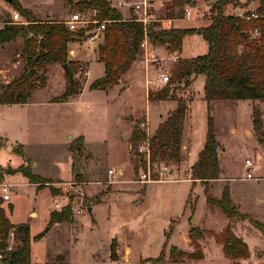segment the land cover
Listing matches in <instances>:
<instances>
[{
	"label": "rangeland",
	"instance_id": "1",
	"mask_svg": "<svg viewBox=\"0 0 264 264\" xmlns=\"http://www.w3.org/2000/svg\"><path fill=\"white\" fill-rule=\"evenodd\" d=\"M21 1L33 7L30 11L38 19L62 23L79 11L75 4L88 0H70L72 4L68 0ZM218 1L192 0L183 6L180 4L184 0H153L151 18L163 26L168 8L179 4L175 14H183L185 19L179 23L203 28L204 19ZM259 3L260 0H236L225 13L236 15L247 4ZM13 4L0 0V20L5 26H28ZM187 7L190 18L184 15ZM76 42L86 43V38L70 42L68 55L69 61L80 66L77 78L83 90L65 102L58 101L67 82L64 64L47 65L45 70L29 68L21 57V38L0 43V88L28 74L40 85L28 104L0 105V203L14 226L9 246L13 250L21 246L25 235L22 226H26L32 238V264H264V236L251 223L264 225V150L252 128L253 102L220 101L209 106L204 99V76L195 79L190 96L189 88L182 83L171 85L176 63L169 60L167 50L153 52L151 47L142 53L138 64L129 71L128 81L123 80L118 90L91 91L90 85L104 66L94 61L93 54L73 57ZM206 51L203 37L194 34L184 42L182 57L204 55ZM84 62L90 66L89 77L87 67L81 66ZM163 74L170 78L166 84L161 82ZM146 81L150 82V92L171 86L177 88L179 97L187 101L190 97L180 164L147 163L145 168L140 163L144 158L140 150L145 145L139 147L141 156L131 147L135 128L149 136L148 131L152 133L174 105L150 103ZM260 105L264 108V104ZM209 116L219 142V179L196 185L189 181L139 182L143 173H150L153 181L190 180L191 165L198 161L206 144ZM77 154L79 176L75 175ZM247 160L253 162L251 168H246ZM165 166L168 171L160 176ZM19 168L30 169L43 182L30 183L17 172ZM248 172L253 180L244 179ZM3 184L9 185L8 201L2 196ZM225 188L236 211L248 219L231 220L220 208L207 203L208 195L221 199ZM56 204L61 209L70 205L72 219L47 230L50 214L61 211L55 209ZM77 210L83 214H77ZM227 228L247 245L248 258L226 255L223 235ZM173 253L186 256L171 263Z\"/></svg>",
	"mask_w": 264,
	"mask_h": 264
},
{
	"label": "trees",
	"instance_id": "2",
	"mask_svg": "<svg viewBox=\"0 0 264 264\" xmlns=\"http://www.w3.org/2000/svg\"><path fill=\"white\" fill-rule=\"evenodd\" d=\"M232 2L236 0H219L211 7V12L206 17L209 25L198 29H165L154 20L145 25L133 17L125 19L119 10L111 6L109 0H88L75 4L74 6L79 7L80 12L95 11V20L106 21L103 41L98 46L99 61L104 64L105 72L103 77L90 85V90L107 92L123 82L125 75L144 52L142 44L145 40H148L153 47L166 46L171 52H175L181 51L187 36L198 34L208 45L207 54L192 59H179L171 72V85L182 83L184 88L188 89L195 78L204 76V99L209 106L215 101L253 102V129L259 145L264 150V108L260 105L264 104V0H260V7L256 10L261 18L252 21L227 15L225 9ZM70 3L73 2L70 1ZM184 4L185 1L180 5L184 6ZM180 5L175 4L168 8V19L183 17V14H175L176 7ZM13 7L27 19L28 26H5L0 31V43L21 38L23 40L21 57L29 68L45 70L47 65L57 63L67 66L65 68L66 88L58 99L59 102H65L80 95L83 90L82 83L77 78L80 66L77 62L68 60L69 43L74 39L83 40L87 37V31L71 32L63 23L44 22L20 3H14ZM253 29L260 31V37L252 38L250 31ZM39 86L35 78H29V74L14 79L0 88V105H26ZM167 100L175 101L177 107L159 125L155 133L148 136L146 132L135 128L130 137L131 147L137 152L141 145L148 144L151 164L182 162L185 120L191 100L187 101L184 97H179L177 88L171 86H166L156 93H149L150 102ZM218 148L219 142L216 139L213 119L209 116L206 144L199 154L198 161L191 169L194 181L206 184L219 179L221 168L217 155ZM143 156L140 163L146 168L147 160L145 154ZM17 172L30 183L43 182V179L32 174L30 169L19 168ZM207 203L220 208L231 220L248 219L236 211L228 188L224 189L219 200L208 195ZM71 219L72 208L66 205L60 212L50 214L46 229L49 230ZM251 223L264 236V225L254 221ZM12 229L14 226L0 203V250L4 254L1 264H32V238L28 227L22 226L25 235L21 246L9 251L7 241ZM35 239L37 240V236ZM223 239L227 256L232 259L249 257L247 245L233 235L230 228L225 231ZM185 256L184 253H173L171 263H178ZM188 257L191 258L193 255Z\"/></svg>",
	"mask_w": 264,
	"mask_h": 264
},
{
	"label": "built area",
	"instance_id": "3",
	"mask_svg": "<svg viewBox=\"0 0 264 264\" xmlns=\"http://www.w3.org/2000/svg\"><path fill=\"white\" fill-rule=\"evenodd\" d=\"M115 7L111 6L113 8L118 9H125L130 12V18H135V20L143 22L145 25L150 24L152 21V13L153 10L155 9V4L153 3V0H118L115 1ZM117 4V5H116ZM257 10V9H256ZM255 11H246L244 9H240V12L236 15V17L246 20V21H252V20H257L260 19L261 17L259 14ZM18 13V12H17ZM19 14V13H18ZM186 14H189V10H186ZM20 15V14H19ZM95 15L96 12H76L69 17L65 18V21L62 23L65 25V27L71 31V32H79L81 30L87 31V37H86V43L90 45V47H98L99 44L103 41L104 37V30L106 26V21L99 22L95 20ZM21 16V15H20ZM22 17V16H21ZM264 17V16H263ZM129 19V18H128ZM6 25L4 21L0 20V31L1 29ZM96 26V27H95ZM250 34L252 38H258L260 37V31L258 29H253L250 31ZM145 46V43L142 44V47ZM84 69L86 68L85 64L81 65ZM86 75H88V70L85 71ZM170 81L168 75H162L161 76V82L164 84L168 83ZM140 152L144 153L146 156V160L148 163V166H150V150L148 144L145 145V147H142ZM246 168H251L253 166V162L250 160H247L245 162ZM168 171V168L165 166L160 170V176H163L166 172ZM110 175L113 174L112 171L109 172ZM246 180H253L254 177L253 175L248 172L246 176L244 177ZM166 181L165 179H157V181H153L151 178L150 173H143L140 176V183H151V182H163ZM1 192L3 199L5 201L10 200V190H9V185L3 184L1 186ZM60 204L55 205V209H61ZM77 214H83L82 210H77ZM11 235V234H10ZM8 248L7 250H12V248L9 246V239H8ZM4 259V254L3 251L0 250V263Z\"/></svg>",
	"mask_w": 264,
	"mask_h": 264
},
{
	"label": "crops",
	"instance_id": "4",
	"mask_svg": "<svg viewBox=\"0 0 264 264\" xmlns=\"http://www.w3.org/2000/svg\"><path fill=\"white\" fill-rule=\"evenodd\" d=\"M19 1V3L24 7V8H27V9H33V7L31 6H28V5H26V4H24L21 0H18ZM111 3H112V6L113 7H115V1H117V0H109ZM213 2V1H212ZM260 7V3L259 4H257V5H248V6H245L244 8H240V9H244V10H246V11H255L256 9H258ZM121 13H122V15L125 17L127 14H130V12H128V10H125V9H118ZM186 10H189L188 9V7L185 9V11ZM239 13V12H238ZM131 15V14H130ZM129 15V16H130ZM185 15V17L186 18H190L191 17V12H190V10H189V14H184ZM228 15H230V16H236V15H233V14H228ZM125 19H127V18H125ZM179 22H181V23H184L185 22V19H182V18H177V19H166V20H164L163 21V28H165V29H171V28H176V29H192L190 26L188 27V26H183L182 24H180ZM204 22H205V26L204 27H207L208 25H209V21L207 20V19H204ZM202 28V27H201ZM187 38H188V36L184 39V41H183V45H184V42L187 40ZM144 43H145V46L143 47V49H144V52L146 53L147 52V50L149 49V47H151V50L154 52L155 50H158V49H160V48H165L166 50H167V52H168V54H169V60L170 61H172V63H176L179 59H192V58H196V57H199V56H202V55H196V56H191V57H182V50H183V46H182V49H181V51H175V52H171L169 49H168V47H166V46H156V47H153V46H151L150 44H149V42H148V40H145L144 41ZM207 44V43H206ZM75 45H77L76 46V48H74V50L72 51V54H73V57H76V56H79V55H85L86 54V56H87V54H93L95 57H94V61H96V62H99V63H102V62H100L99 61V56H98V47H91V49H89V46H87L88 44L87 43H85V42H76L75 43ZM78 46H80V49H78L77 47ZM207 52H208V45H207V51H206V53L205 54H207ZM204 54V55H205ZM88 57V56H87ZM140 58V57H139ZM80 61L82 60V58H80L79 59ZM139 60V59H138ZM138 60H137V63H135L134 65H133V67L135 66V65H137L138 64ZM83 64H85L86 65V62H84ZM103 64V63H102ZM90 65V64H89ZM103 66H104V64H103ZM86 69L88 70V77H89V75H90V66H89V68H88V66L86 65ZM132 67V68H133ZM104 72H105V68L104 69H102L101 71H100V73H99V75H98V79L99 78H101V77H103V75H104ZM129 73V72H128ZM128 73L125 75V77L123 78V80L124 81H128V78H127V75H128ZM126 79V80H125ZM196 79V78H195ZM195 79L192 81V83H191V86H192V84L194 83V81H195ZM97 80V79H96ZM93 82V81H92ZM204 82H205V80H204ZM163 83V82H162ZM164 84V83H163ZM127 86H128V88H129V86H130V84H129V82H128V84H126ZM146 86H147V97H148V100H149V92H150V82L149 81H146ZM189 87V92H188V94L191 96V88L192 87ZM117 87L118 86H116L114 89H117ZM162 89V88H161ZM113 90V89H112ZM112 90H110V91H112ZM118 90V89H117ZM188 90V89H187ZM110 91H107V92H110ZM103 92H105V91H103ZM203 93H204V91H203ZM35 96V94H33V96H32V98ZM189 99H190V97H189ZM150 102V101H149ZM217 102H220V101H215V102H213V103H217ZM150 103H172V104H174V105H172V111H170V114L176 109V107H177V103L175 102V101H173V100H167V101H159V102H150ZM212 103V104H213ZM64 104H70V103H64ZM190 108H191V101H190V105H189V110H188V112H187V116H186V120H185V128H184V134H183V141H184V137L186 136V123H187V120H188V117L190 116ZM169 114V115H170ZM169 115H168V117H169ZM189 115V116H188ZM167 117V118H168ZM166 118V119H167ZM165 119V120H166ZM164 120V121H165ZM163 120H162V122H160V123H158V126L154 129V131L151 133L150 131H148V134H149V136H151V135H153L154 133H155V131L157 130V128L159 127V125L161 124V123H163L164 122ZM147 125H148V121H147ZM253 128V127H252ZM249 131L250 130H248L247 131V134L249 133ZM191 137H192V135H191ZM192 140V139H191ZM192 142V141H191ZM191 145V144H190ZM189 145V146H190ZM184 149H187V146H184ZM190 154V153H189ZM196 163V162H195ZM194 163V164H195ZM193 164V165H194ZM193 165H191V167L193 166ZM123 171H119V174L120 173H122ZM172 173V172H171ZM123 174H124V172H123ZM172 175V174H171ZM190 176L192 177V175H191V170H190ZM181 181H189V182H191L192 184H194V185H196V183H198L199 181H194L192 178H190V180H185V179H183V180H167V181H163V182H158V183H172V182H181ZM150 184H153V183H150ZM150 184H148V185H150ZM147 185V186H148ZM193 185V186H194ZM90 209V208H89ZM91 211H92V208H91ZM183 214V213H182ZM181 214V215H182ZM180 215V216H181ZM177 217H179V216H177ZM176 217V218H177ZM49 221V220H48ZM59 225V224H58ZM139 249V248H138ZM31 255H32V248H31Z\"/></svg>",
	"mask_w": 264,
	"mask_h": 264
},
{
	"label": "water",
	"instance_id": "5",
	"mask_svg": "<svg viewBox=\"0 0 264 264\" xmlns=\"http://www.w3.org/2000/svg\"><path fill=\"white\" fill-rule=\"evenodd\" d=\"M9 5L13 4L14 0H5ZM186 5H189L191 3L192 0H184ZM212 3H215V1H213ZM40 54H42V51H40ZM65 68H67V66H64ZM29 78H32V74H29ZM81 150V147H78V151ZM75 165H76V171H75V175L79 176L81 175V169H80V165H79V155L77 154L75 157ZM89 212H91V208L89 209Z\"/></svg>",
	"mask_w": 264,
	"mask_h": 264
}]
</instances>
